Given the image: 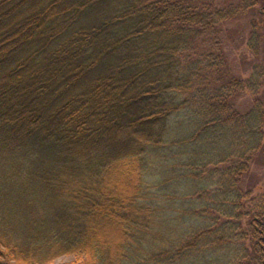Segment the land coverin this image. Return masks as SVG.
<instances>
[{"label": "trees", "instance_id": "trees-1", "mask_svg": "<svg viewBox=\"0 0 264 264\" xmlns=\"http://www.w3.org/2000/svg\"><path fill=\"white\" fill-rule=\"evenodd\" d=\"M255 2L0 0V264H264L222 35Z\"/></svg>", "mask_w": 264, "mask_h": 264}, {"label": "rangeland", "instance_id": "rangeland-1", "mask_svg": "<svg viewBox=\"0 0 264 264\" xmlns=\"http://www.w3.org/2000/svg\"><path fill=\"white\" fill-rule=\"evenodd\" d=\"M241 0H217L221 6L238 4ZM262 0H256L254 8L237 13L235 17L223 23V46L227 52V67L233 74L248 78L254 71L255 65L260 74V86L257 90L245 87L234 97L236 106L241 111L250 109L256 98L263 101L264 106V9ZM256 31L254 39L255 49L251 48L249 41ZM241 187L250 190V195L244 199L247 209L252 213L264 212V152H258L252 159L248 171L244 174ZM253 209V210H252ZM250 215L243 218V229L250 230ZM250 239L246 243H250ZM80 254H66L58 257L56 262L74 261L82 258Z\"/></svg>", "mask_w": 264, "mask_h": 264}]
</instances>
